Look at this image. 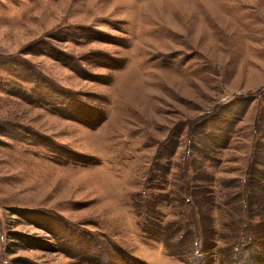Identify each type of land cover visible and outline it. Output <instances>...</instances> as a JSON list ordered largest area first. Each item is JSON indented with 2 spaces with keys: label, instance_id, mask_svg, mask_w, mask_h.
Masks as SVG:
<instances>
[{
  "label": "rangeland",
  "instance_id": "rangeland-1",
  "mask_svg": "<svg viewBox=\"0 0 264 264\" xmlns=\"http://www.w3.org/2000/svg\"><path fill=\"white\" fill-rule=\"evenodd\" d=\"M0 264H264V0H0Z\"/></svg>",
  "mask_w": 264,
  "mask_h": 264
},
{
  "label": "trees",
  "instance_id": "trees-1",
  "mask_svg": "<svg viewBox=\"0 0 264 264\" xmlns=\"http://www.w3.org/2000/svg\"><path fill=\"white\" fill-rule=\"evenodd\" d=\"M189 191H190V194H188L187 191L184 192V194H186L185 196H189V197L192 196V194L194 193L195 190H194V188H192V189H190ZM204 199H205V198H204ZM244 200H245V199H244ZM202 201H203V200H202ZM208 203H209V202H208ZM243 203H244L243 205L248 206V205H249V203H248V199L245 200V201H243ZM197 204H198V201L195 203V205H197ZM154 205H155V204H154L153 202H152V203L150 202L148 208L151 209ZM247 208H248V207H247ZM193 214H195V212H194ZM197 214H201V211L199 210V212H198Z\"/></svg>",
  "mask_w": 264,
  "mask_h": 264
}]
</instances>
